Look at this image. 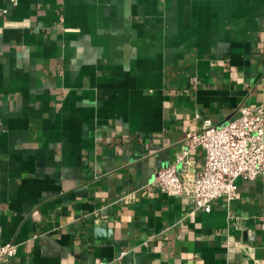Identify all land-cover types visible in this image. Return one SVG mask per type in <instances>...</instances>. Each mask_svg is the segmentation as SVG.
<instances>
[{"label":"crops","instance_id":"0c3cea01","mask_svg":"<svg viewBox=\"0 0 264 264\" xmlns=\"http://www.w3.org/2000/svg\"><path fill=\"white\" fill-rule=\"evenodd\" d=\"M262 83L264 0H0V264H264V170L208 212L151 183Z\"/></svg>","mask_w":264,"mask_h":264},{"label":"built area","instance_id":"2783aa9c","mask_svg":"<svg viewBox=\"0 0 264 264\" xmlns=\"http://www.w3.org/2000/svg\"><path fill=\"white\" fill-rule=\"evenodd\" d=\"M261 87L262 102L240 104L236 115L226 122L214 124L196 114L199 124L179 140L175 161L156 169L152 185L168 196H184L193 209L206 212L220 196L233 199L237 178L254 179L264 170V83ZM195 148L203 150L199 170L190 165L189 156ZM16 250L11 241L0 244V263L13 257Z\"/></svg>","mask_w":264,"mask_h":264}]
</instances>
